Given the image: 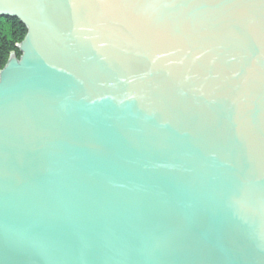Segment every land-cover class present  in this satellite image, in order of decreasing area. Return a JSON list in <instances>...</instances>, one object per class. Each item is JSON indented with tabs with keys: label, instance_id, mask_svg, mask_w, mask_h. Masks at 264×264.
<instances>
[{
	"label": "water",
	"instance_id": "obj_1",
	"mask_svg": "<svg viewBox=\"0 0 264 264\" xmlns=\"http://www.w3.org/2000/svg\"><path fill=\"white\" fill-rule=\"evenodd\" d=\"M0 17V264H264V0Z\"/></svg>",
	"mask_w": 264,
	"mask_h": 264
},
{
	"label": "trees",
	"instance_id": "obj_2",
	"mask_svg": "<svg viewBox=\"0 0 264 264\" xmlns=\"http://www.w3.org/2000/svg\"><path fill=\"white\" fill-rule=\"evenodd\" d=\"M26 29L16 19L0 17V71L11 56L20 57L18 45L23 41Z\"/></svg>",
	"mask_w": 264,
	"mask_h": 264
},
{
	"label": "bare ground",
	"instance_id": "obj_3",
	"mask_svg": "<svg viewBox=\"0 0 264 264\" xmlns=\"http://www.w3.org/2000/svg\"><path fill=\"white\" fill-rule=\"evenodd\" d=\"M18 21V20H17ZM19 22V21H18ZM21 24V23H20ZM22 25V24H21ZM26 33H27V31H26ZM26 36V35H25ZM24 40V39H23ZM20 56H21V53H20Z\"/></svg>",
	"mask_w": 264,
	"mask_h": 264
}]
</instances>
